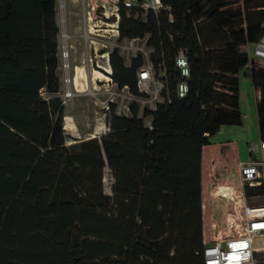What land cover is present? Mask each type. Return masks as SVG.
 Returning a JSON list of instances; mask_svg holds the SVG:
<instances>
[{
  "label": "trees",
  "instance_id": "16d2710c",
  "mask_svg": "<svg viewBox=\"0 0 264 264\" xmlns=\"http://www.w3.org/2000/svg\"><path fill=\"white\" fill-rule=\"evenodd\" d=\"M241 1L162 0L170 9L146 18L122 8L119 40L146 38L151 52L127 63L115 48L110 76L145 97L139 73L149 62L160 100L142 114L137 100L128 112L112 101L107 132L67 143L58 0H0V264H204L203 147L222 126L243 123L244 46L264 37V0ZM216 14L231 37L204 45L197 23ZM251 77L264 139V66ZM262 192L263 184L247 188Z\"/></svg>",
  "mask_w": 264,
  "mask_h": 264
},
{
  "label": "rangeland",
  "instance_id": "374dc122",
  "mask_svg": "<svg viewBox=\"0 0 264 264\" xmlns=\"http://www.w3.org/2000/svg\"><path fill=\"white\" fill-rule=\"evenodd\" d=\"M93 0H58L57 21L60 25L59 35V66L60 91L57 95L65 100L64 127L67 135V143L76 139L93 136L100 137L107 132L109 127L108 112L106 106L110 102H116L118 111L128 112V105L132 100L141 104L140 114L148 106L153 108L160 97L158 90L151 82L150 91L145 97L135 98L127 88H117L112 84H103L102 75L97 70L96 63L106 66L107 58L99 55L103 50L113 51L119 48L120 53L129 63L130 58L138 52H142L147 58L151 49L146 45V38H134L132 40H119L113 37H103L94 31L95 21L88 18L89 4ZM241 0H229V5L237 6ZM197 31L200 41L204 45L221 44L231 37V33L220 14L204 18L197 23ZM106 44V46H104ZM253 50V44L250 45ZM99 49V50H98ZM97 50V51H96ZM248 65L242 67L238 74L240 90V109L243 123L241 125H226L218 136L213 137L212 143L205 153V168L211 163V153L218 151L222 145L233 141L237 144L238 156L234 163V150L226 146L224 155L227 163L215 165L216 169L208 180L207 170L203 174V238L211 237L212 223L221 227L222 232H228V210H231L233 202L227 197L217 195L215 189L221 183H232L237 176L238 162L248 159L251 142L259 139V126L257 117V102L261 97V91L253 85L252 68L264 66V63L251 58ZM155 78L158 76L153 71ZM102 77V81L96 79ZM70 91V93H68ZM70 94L66 96V94ZM146 124H151V117H144ZM215 164V160L213 161ZM235 175V176H234ZM104 191L111 193L113 177L109 167L104 168ZM251 203L264 204V192L254 193L249 197Z\"/></svg>",
  "mask_w": 264,
  "mask_h": 264
},
{
  "label": "built area",
  "instance_id": "2783aa9c",
  "mask_svg": "<svg viewBox=\"0 0 264 264\" xmlns=\"http://www.w3.org/2000/svg\"><path fill=\"white\" fill-rule=\"evenodd\" d=\"M122 8L135 18H146L150 10L158 13L162 8L170 9L162 0H93L87 11L88 18L95 21L93 30L103 31L98 33L103 37L119 39ZM170 19L172 20V15ZM252 44L253 50L250 47L251 43L244 46L250 62L253 57L264 63V37ZM99 55L107 58L109 68L97 62L95 64L97 70L94 71L102 75L103 84L117 87L110 76L112 71L110 51L103 50ZM176 62L182 73L187 75V59L183 51H180ZM102 77L96 76V79L102 81ZM151 82L160 97L163 84L155 78L152 65L148 62L139 73V86L149 92ZM186 91V83H180L179 95L183 96ZM68 93L66 96L70 95ZM63 101L65 102L64 98ZM106 108H109V103ZM249 151L251 154L249 158L238 162V173L233 177L232 183H221L215 189L217 195L229 198L233 205L231 210H228L229 217L227 216L229 231L222 232L221 227L213 222L211 237H204L205 245L202 252L204 264H264V242H257L258 237L264 238V204L251 203L250 195L247 193V188L264 185V139L259 137L257 141L251 142Z\"/></svg>",
  "mask_w": 264,
  "mask_h": 264
},
{
  "label": "crops",
  "instance_id": "0c3cea01",
  "mask_svg": "<svg viewBox=\"0 0 264 264\" xmlns=\"http://www.w3.org/2000/svg\"><path fill=\"white\" fill-rule=\"evenodd\" d=\"M225 127H226V125L222 126L220 132L217 135H215L214 137H216L220 133H222V131L225 129ZM226 146H231L233 148V150H234L233 155L235 156L234 157V163L236 164V162H237L236 156H238L237 144H235L233 141H230L229 143H225V145H222L221 148H219L218 151L213 150L211 153H209V155L211 156L210 157L211 158V163L209 164V167L207 169L205 168L204 161H205V153H206V150L209 148V145H205L203 147V156H202V192H203V174H204V170H207V174H208L207 183H208V181L211 178V175L214 173V171L216 169L215 165H217V164L218 165H223L224 163H227V160L225 158L224 151H223L226 148ZM214 160H215V164L213 163ZM205 236H206V233H205Z\"/></svg>",
  "mask_w": 264,
  "mask_h": 264
},
{
  "label": "bare ground",
  "instance_id": "6f19581e",
  "mask_svg": "<svg viewBox=\"0 0 264 264\" xmlns=\"http://www.w3.org/2000/svg\"><path fill=\"white\" fill-rule=\"evenodd\" d=\"M257 242H259V243H260V242H264V238H262V237H258V238H257Z\"/></svg>",
  "mask_w": 264,
  "mask_h": 264
}]
</instances>
